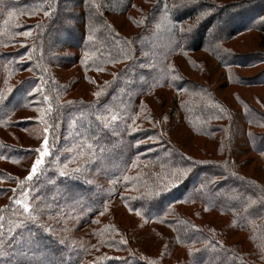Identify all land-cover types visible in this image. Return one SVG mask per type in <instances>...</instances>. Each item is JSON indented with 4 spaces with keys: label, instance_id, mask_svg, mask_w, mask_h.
Instances as JSON below:
<instances>
[{
    "label": "trees",
    "instance_id": "16d2710c",
    "mask_svg": "<svg viewBox=\"0 0 264 264\" xmlns=\"http://www.w3.org/2000/svg\"><path fill=\"white\" fill-rule=\"evenodd\" d=\"M0 264H264V0H0Z\"/></svg>",
    "mask_w": 264,
    "mask_h": 264
},
{
    "label": "rangeland",
    "instance_id": "374dc122",
    "mask_svg": "<svg viewBox=\"0 0 264 264\" xmlns=\"http://www.w3.org/2000/svg\"><path fill=\"white\" fill-rule=\"evenodd\" d=\"M247 73H248V71L246 72V74ZM230 91H231V88L228 86L221 88V92H222L221 94H223L224 96L229 97L231 99Z\"/></svg>",
    "mask_w": 264,
    "mask_h": 264
},
{
    "label": "snow or ice",
    "instance_id": "6c2138e0",
    "mask_svg": "<svg viewBox=\"0 0 264 264\" xmlns=\"http://www.w3.org/2000/svg\"><path fill=\"white\" fill-rule=\"evenodd\" d=\"M38 163H40L39 160L36 162V164H38ZM36 164L33 165V172L36 169ZM31 175H32V172L29 173V177H31ZM24 209H25V211H28V206L27 205H24Z\"/></svg>",
    "mask_w": 264,
    "mask_h": 264
}]
</instances>
